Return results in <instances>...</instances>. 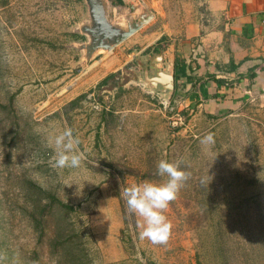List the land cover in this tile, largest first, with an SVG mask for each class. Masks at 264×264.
<instances>
[{
  "label": "rangeland",
  "instance_id": "1",
  "mask_svg": "<svg viewBox=\"0 0 264 264\" xmlns=\"http://www.w3.org/2000/svg\"><path fill=\"white\" fill-rule=\"evenodd\" d=\"M142 1L153 20L84 63L75 48L86 42L76 33L88 20L84 0H0V264H264V111L242 101L206 113L184 78L169 100L147 89V58L193 63L215 24L205 0ZM67 128L84 158L54 168L52 142ZM209 132L215 143L201 144ZM161 160L182 161L191 175L164 213L170 241L154 245L140 238L142 218L121 193L165 183ZM26 180L75 208L48 231L59 239L64 229L71 241L60 262L51 240L31 262L35 239L20 207L35 196H25Z\"/></svg>",
  "mask_w": 264,
  "mask_h": 264
},
{
  "label": "crops",
  "instance_id": "2",
  "mask_svg": "<svg viewBox=\"0 0 264 264\" xmlns=\"http://www.w3.org/2000/svg\"><path fill=\"white\" fill-rule=\"evenodd\" d=\"M205 5L215 29L201 38L193 63L184 60L190 95L199 97L197 107L206 113L232 110L242 101L264 111V0H205ZM165 58L162 53L164 72L173 65Z\"/></svg>",
  "mask_w": 264,
  "mask_h": 264
},
{
  "label": "clouds",
  "instance_id": "3",
  "mask_svg": "<svg viewBox=\"0 0 264 264\" xmlns=\"http://www.w3.org/2000/svg\"><path fill=\"white\" fill-rule=\"evenodd\" d=\"M201 144L215 143L214 134L209 132L201 138ZM56 155L52 166L58 169L78 168L84 158L79 151L80 140L74 136L72 129L67 128L54 137L52 142ZM182 161L168 162L161 160L157 165L158 175L166 176L165 183L156 184L145 181L142 184L124 188L121 195L126 200L127 210L142 218V240L154 245H167L172 236L173 225L164 214L171 202L175 201L190 173L181 169ZM106 186V185H105Z\"/></svg>",
  "mask_w": 264,
  "mask_h": 264
},
{
  "label": "water",
  "instance_id": "4",
  "mask_svg": "<svg viewBox=\"0 0 264 264\" xmlns=\"http://www.w3.org/2000/svg\"><path fill=\"white\" fill-rule=\"evenodd\" d=\"M120 6H114L111 0H84L88 20L82 22L76 33L85 37L86 42L75 45L82 52L84 63L93 60L99 52H112L117 46L138 32L153 20L152 11L138 0H120ZM140 4V8L138 7ZM110 12L114 19H110ZM162 53L146 59L141 65L145 87L158 92L162 98L169 100L175 89L174 66L166 65L162 71Z\"/></svg>",
  "mask_w": 264,
  "mask_h": 264
},
{
  "label": "trees",
  "instance_id": "5",
  "mask_svg": "<svg viewBox=\"0 0 264 264\" xmlns=\"http://www.w3.org/2000/svg\"><path fill=\"white\" fill-rule=\"evenodd\" d=\"M119 3L120 0H117ZM165 37H161L157 43H161V50H164L168 47L167 44L164 43ZM174 77L175 83L180 78H185L187 82H191L190 77L187 75V71L189 70V66L185 63L184 60L180 58H176L174 61ZM235 67L232 68L234 70ZM113 75H109L105 77L101 83H106L110 80ZM250 79L254 77V73L249 74ZM219 83V81H217ZM178 87L175 84V88ZM194 85L191 87V89ZM85 96H79L75 100L70 102V105L76 104L79 100L83 99ZM26 187V197H34V204L32 207H28L26 203L22 205L20 208L25 215L24 221L30 229L31 235L34 237L35 241L32 244V251L30 252L31 262L38 263L40 254H43V249L46 247V244L53 241V244H50V248L52 249L51 255L57 257L55 260L60 262L58 259L62 258L61 251L65 247L70 245V240L65 236V230L62 229V233H60L59 239L49 237L48 231L53 221H56L54 225L60 223L58 219L63 220V216L67 215L69 212L74 211L75 208L68 204L61 202L56 195L51 193L48 190L42 189L31 181H25ZM28 199V198H27ZM31 199V198H30Z\"/></svg>",
  "mask_w": 264,
  "mask_h": 264
},
{
  "label": "flooded vegetation",
  "instance_id": "6",
  "mask_svg": "<svg viewBox=\"0 0 264 264\" xmlns=\"http://www.w3.org/2000/svg\"><path fill=\"white\" fill-rule=\"evenodd\" d=\"M111 2H112V4L114 6H120V5H122L121 2L119 3L117 0H111Z\"/></svg>",
  "mask_w": 264,
  "mask_h": 264
}]
</instances>
